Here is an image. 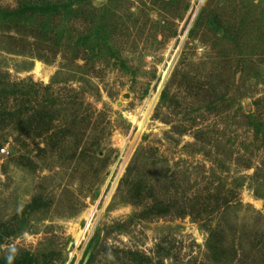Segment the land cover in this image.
Instances as JSON below:
<instances>
[{
    "label": "rangeland",
    "instance_id": "1",
    "mask_svg": "<svg viewBox=\"0 0 264 264\" xmlns=\"http://www.w3.org/2000/svg\"><path fill=\"white\" fill-rule=\"evenodd\" d=\"M3 79L0 264H259L264 0H0Z\"/></svg>",
    "mask_w": 264,
    "mask_h": 264
},
{
    "label": "trees",
    "instance_id": "2",
    "mask_svg": "<svg viewBox=\"0 0 264 264\" xmlns=\"http://www.w3.org/2000/svg\"><path fill=\"white\" fill-rule=\"evenodd\" d=\"M189 33H191V32H189ZM29 82L31 83V85L32 86H34L35 85V83H33L32 82V80H29ZM21 83L22 82H20L19 84L18 83H8V82H5L4 81V79H3V82H2V84L1 85H3V86H6V88L5 89H0V94L2 95V97H1V102L2 103H4V101H3V99L6 97V96H9V95H12L13 96V98L12 99H14V98H17V92H19L20 91V89H19V87H21ZM24 84V83H23ZM30 85V86H31ZM29 85H24L23 87L24 88H27ZM15 102L17 101V100H14ZM14 101H11V103L9 104V103H4V104H1L0 106L1 107H3L4 109H2V121H0V126H1V130L2 131H6L7 130V128L10 126L11 127V125L12 124H10L9 122H8V119H10L11 118V113L13 112V110H14ZM21 111H19V113H20ZM80 122H83L82 120L80 121ZM67 130V129H66ZM66 130H64V131H66ZM51 142V144L52 145H55L56 143L54 142V141H50ZM85 151H83V153H84ZM91 153V155L93 156L94 155V153H92L91 151H89L87 154H90ZM81 155V154H80ZM222 234H223V232L222 231H220L219 229H216L215 231H213V232H211L210 233V237L211 238H213V240L215 241H217L216 243L215 242H213L212 243V245L209 247L210 249H213L214 251H216L218 254L221 252V253H224V247H223V243H224V240H223V238L221 237L222 236ZM211 242V241H210ZM219 245H218V244ZM258 247V244L257 245H255V247H253L252 249H253V251H254V253H255V255H256V257H257V259H258V263L259 264H264V247H262L261 249H259V248H257ZM236 250H234V252H235ZM221 255V254H220ZM244 255H247L248 256V254H244ZM89 261H90V259H89ZM89 261L87 260L85 263H80V264H88L89 263ZM217 261V264H223L221 261L220 262H218V260H216Z\"/></svg>",
    "mask_w": 264,
    "mask_h": 264
},
{
    "label": "bare ground",
    "instance_id": "3",
    "mask_svg": "<svg viewBox=\"0 0 264 264\" xmlns=\"http://www.w3.org/2000/svg\"><path fill=\"white\" fill-rule=\"evenodd\" d=\"M36 68L38 70L39 64H37ZM133 122H135L137 125L139 124V122H137V120H135V119H133ZM84 217L86 218L87 223L89 224L90 221H91V218H92V212H87L86 214H84ZM85 230H86V228L76 235V238H75L76 239L75 240L76 241V245L80 244L81 240L83 239Z\"/></svg>",
    "mask_w": 264,
    "mask_h": 264
},
{
    "label": "built area",
    "instance_id": "4",
    "mask_svg": "<svg viewBox=\"0 0 264 264\" xmlns=\"http://www.w3.org/2000/svg\"><path fill=\"white\" fill-rule=\"evenodd\" d=\"M0 152L4 153V152H5V150H4V149H2V150H0Z\"/></svg>",
    "mask_w": 264,
    "mask_h": 264
},
{
    "label": "water",
    "instance_id": "5",
    "mask_svg": "<svg viewBox=\"0 0 264 264\" xmlns=\"http://www.w3.org/2000/svg\"><path fill=\"white\" fill-rule=\"evenodd\" d=\"M71 245H69V248H70ZM85 263V262H84Z\"/></svg>",
    "mask_w": 264,
    "mask_h": 264
}]
</instances>
